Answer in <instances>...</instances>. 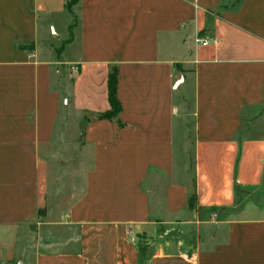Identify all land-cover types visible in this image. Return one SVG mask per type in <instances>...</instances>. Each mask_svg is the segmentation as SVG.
<instances>
[{"label": "crops", "instance_id": "0c3cea01", "mask_svg": "<svg viewBox=\"0 0 264 264\" xmlns=\"http://www.w3.org/2000/svg\"><path fill=\"white\" fill-rule=\"evenodd\" d=\"M66 2L0 0V252L47 225L71 108L83 184L33 264H264V0Z\"/></svg>", "mask_w": 264, "mask_h": 264}, {"label": "rangeland", "instance_id": "374dc122", "mask_svg": "<svg viewBox=\"0 0 264 264\" xmlns=\"http://www.w3.org/2000/svg\"><path fill=\"white\" fill-rule=\"evenodd\" d=\"M57 30L62 32V37L58 39L52 38L55 46H60L63 35L66 34L67 28L65 25H58ZM60 69V68H58ZM62 74L67 79L71 78L69 71L62 68ZM62 108V100H61ZM183 111L187 118H191L190 104H183ZM66 136L57 134L51 145L48 155L53 157L54 176L49 181L48 194L46 200V210L41 209L39 219L41 222H47V225L28 224L23 225L18 229L17 241L15 249L11 253L0 252V264H33V256L36 252V246L50 247L49 240L51 233L56 238H65L70 235V228L61 223L59 217V208L67 205L70 199L81 192L83 184V172L87 166L84 153L81 152L79 138L77 136L78 128H82V121H80L78 114L71 108L66 113ZM64 121V119H62ZM190 123L192 119L189 120ZM60 126L57 128L59 130ZM193 143L192 127L189 128L187 135L183 138V147L187 148V156L191 160V145ZM191 162V161H190ZM238 214L234 217L243 218L242 207H237ZM254 216H249L251 218ZM52 222V224H49ZM54 237V238H55ZM44 242V243H43Z\"/></svg>", "mask_w": 264, "mask_h": 264}, {"label": "trees", "instance_id": "16d2710c", "mask_svg": "<svg viewBox=\"0 0 264 264\" xmlns=\"http://www.w3.org/2000/svg\"><path fill=\"white\" fill-rule=\"evenodd\" d=\"M78 0H67L66 5L71 10L72 6ZM116 83H117V69L115 66L110 68L108 74V100L111 108L107 111L100 112L97 114L99 118L115 119L120 111V104L116 95ZM195 192L191 194L188 200L189 206H192L195 201Z\"/></svg>", "mask_w": 264, "mask_h": 264}, {"label": "built area", "instance_id": "2783aa9c", "mask_svg": "<svg viewBox=\"0 0 264 264\" xmlns=\"http://www.w3.org/2000/svg\"><path fill=\"white\" fill-rule=\"evenodd\" d=\"M197 41H200V42H207V40H204L202 38H197Z\"/></svg>", "mask_w": 264, "mask_h": 264}]
</instances>
